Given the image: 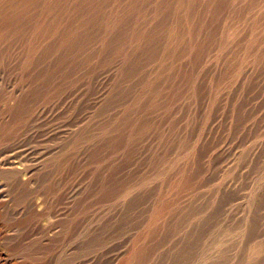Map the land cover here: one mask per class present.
<instances>
[{
	"label": "rangeland",
	"instance_id": "rangeland-1",
	"mask_svg": "<svg viewBox=\"0 0 264 264\" xmlns=\"http://www.w3.org/2000/svg\"><path fill=\"white\" fill-rule=\"evenodd\" d=\"M0 264H264V0H0Z\"/></svg>",
	"mask_w": 264,
	"mask_h": 264
},
{
	"label": "bare ground",
	"instance_id": "bare-ground-1",
	"mask_svg": "<svg viewBox=\"0 0 264 264\" xmlns=\"http://www.w3.org/2000/svg\"><path fill=\"white\" fill-rule=\"evenodd\" d=\"M53 2H54V1H53ZM57 4H58V3H57ZM50 9H53V8H50ZM158 29H159V28H158ZM148 33H149V32H148ZM148 33H147V34H148ZM177 33H178V32H177ZM152 35H153V34H152ZM176 35H177V34H176ZM65 36H66V35H65ZM180 36H181V35H180ZM68 38H69V37H68ZM172 40H173V39H172ZM168 41H169V40H168ZM177 41H179V40H177ZM171 42H172V41H171ZM68 43H69V41H68ZM168 49H169V48H168ZM170 49H171V48H170ZM3 52H5V51H3ZM3 52H2V53H3ZM7 53H8V52H7ZM4 57H5V56H4ZM8 57H9V56H8ZM8 57H7V58H8ZM29 57H30V56H29ZM29 60L31 61V59H29ZM29 60H28V61H29ZM33 60H34V59H33ZM28 61H27V62H28ZM36 61H38V60L36 59ZM30 63H31V62H30ZM32 63H33V62H32ZM35 63H36V62H35ZM27 65H28V64H27ZM30 65H32V64H30ZM36 65H37V64H36ZM32 66H33V65H32ZM29 69H30V68H29ZM29 69H28V70H29ZM32 69H33V68H32ZM25 70H26V69H25ZM24 72H25V71H24ZM26 72H27V71H26ZM29 72H30V71H29ZM40 72H42V70H41ZM23 74H24V73H23ZM26 74H28V72H27ZM26 74H25V75H26ZM33 75H34V74H33ZM37 75H38V74H37ZM40 75H42V74H40ZM34 76H35V75H34ZM34 76H33V77H34ZM38 76H39V75H38ZM29 78H30V77H29ZM31 78H32V77H31ZM39 78H40V77H39ZM24 80H25V79H24ZM26 80H27V78H26ZM28 80H29V79H28ZM33 80H34V79H33ZM33 80H32V81H33ZM29 81H30V80H29ZM29 81H27V82H29ZM30 82H31V81H30ZM31 83H32V82H31ZM33 83H34V82H33ZM30 85H31V84H30ZM37 87H38V86H37ZM31 89H33V88H31ZM35 89H36V88H35ZM29 90H30V89H29ZM33 90H34V89H33ZM37 91H38V90H37ZM29 92H30V91H29ZM32 92H33V91H31L30 94H31ZM35 92H36V91H35ZM33 93H34V92H33ZM26 94H27V93H26ZM26 94H25V95H26ZM30 94H28V95L30 96ZM37 94H38V93H37ZM37 94H36V95L33 94V95H35V97H36ZM31 95H32V94H31ZM29 96H27V97H29ZM22 97H23V96H22ZM33 97H34V96H33ZM35 97H34V98H35ZM12 98H13V97H12ZM20 99H21V98H20ZM20 99H19V100H20ZM11 100H12V99H11ZM26 100H27V99H26ZM16 102H17V101H16ZM20 102H21V101H20ZM27 102H28V101H27ZM14 103H15V102H14ZM14 103H13V104H14ZM21 103H22V102H21ZM21 103H20V104H21ZM24 103H25V101H24ZM22 105H23V104H22ZM18 106H19V105H18ZM23 106H24V105H23ZM16 107H17V105H16ZM7 108H8V107H7ZM23 108H24V107H23ZM11 110H12V109H11ZM14 110H15V109H14ZM16 111H17V109H16ZM16 111H15V112H16ZM13 112H14V111H13ZM15 156H16V155H15ZM13 157H14V156H13ZM15 158H16V157H15ZM14 161H15V160H14ZM11 163H13V162H11ZM15 164H16V163H15ZM16 165H17V164H16ZM19 166H20V165H19ZM14 167H15V166H14ZM94 227H95V226H94ZM97 227H98V226H97ZM99 227H100V226H99ZM91 231H92V230H91ZM98 241H99V240H98ZM89 244H90V243H89ZM87 262H88V261H87Z\"/></svg>",
	"mask_w": 264,
	"mask_h": 264
}]
</instances>
